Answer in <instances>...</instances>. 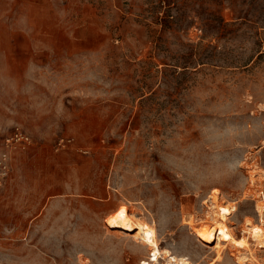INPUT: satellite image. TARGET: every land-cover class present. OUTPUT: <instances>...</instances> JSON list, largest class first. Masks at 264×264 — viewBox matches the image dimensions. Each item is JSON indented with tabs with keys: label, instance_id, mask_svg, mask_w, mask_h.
<instances>
[{
	"label": "rangeland",
	"instance_id": "obj_1",
	"mask_svg": "<svg viewBox=\"0 0 264 264\" xmlns=\"http://www.w3.org/2000/svg\"><path fill=\"white\" fill-rule=\"evenodd\" d=\"M16 127L0 264H138L124 204L172 254L240 264L184 221L218 189L236 236L264 229V0H0V143Z\"/></svg>",
	"mask_w": 264,
	"mask_h": 264
},
{
	"label": "bare ground",
	"instance_id": "obj_2",
	"mask_svg": "<svg viewBox=\"0 0 264 264\" xmlns=\"http://www.w3.org/2000/svg\"><path fill=\"white\" fill-rule=\"evenodd\" d=\"M253 173L255 172H251L250 174L253 175ZM208 198V210L205 216V223L202 226L195 225L196 219L193 215H191L190 219H184V223L193 228V232L196 236L194 239H197L205 246L210 247L213 245L212 248L216 250V257H214L216 261L222 258L224 247L228 243H232L240 248L239 253L235 254L237 263L248 264L249 262L255 264L257 258L255 256L254 248L252 247V242L258 247H264V229L259 224H254L255 222L253 223L250 218H247L243 221L242 232L244 235L240 237L236 236L233 227L229 225V220L233 213L238 211L237 201L223 202V195L218 189L212 190ZM257 201L256 212L261 218L264 216V200L259 198ZM106 221L109 229H114V231L132 236L136 242H140V244L146 246L150 250L159 252L162 250L165 253L172 255L173 251L171 252V247L169 248V245L160 247L158 229L155 226L156 223L154 221H149L146 217L139 215L138 213L129 211L125 204L121 205ZM195 242L197 243V241Z\"/></svg>",
	"mask_w": 264,
	"mask_h": 264
},
{
	"label": "built area",
	"instance_id": "obj_3",
	"mask_svg": "<svg viewBox=\"0 0 264 264\" xmlns=\"http://www.w3.org/2000/svg\"><path fill=\"white\" fill-rule=\"evenodd\" d=\"M69 141H71L69 139ZM62 142V141H61ZM32 144V137L21 127H16L0 143V187L9 179L12 171L11 153L18 148ZM138 264H192L187 257L167 254L164 251L150 250L149 254Z\"/></svg>",
	"mask_w": 264,
	"mask_h": 264
}]
</instances>
